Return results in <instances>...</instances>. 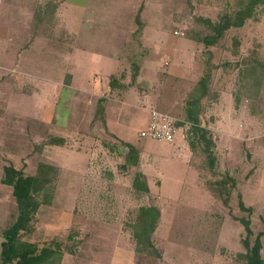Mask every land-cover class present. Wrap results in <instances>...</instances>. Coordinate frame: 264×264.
Here are the masks:
<instances>
[{
    "label": "rangeland",
    "instance_id": "374dc122",
    "mask_svg": "<svg viewBox=\"0 0 264 264\" xmlns=\"http://www.w3.org/2000/svg\"><path fill=\"white\" fill-rule=\"evenodd\" d=\"M236 1L0 0V253L18 216L8 169L45 163L49 199L20 238L58 251L57 264H246L240 219L253 240L264 233V11L213 46L198 41L211 33L202 20L233 15ZM207 74L200 123L214 171L189 124L173 145L139 135L155 109L183 122ZM138 173L149 192L134 188ZM150 206L157 252L139 253L133 226Z\"/></svg>",
    "mask_w": 264,
    "mask_h": 264
},
{
    "label": "trees",
    "instance_id": "16d2710c",
    "mask_svg": "<svg viewBox=\"0 0 264 264\" xmlns=\"http://www.w3.org/2000/svg\"><path fill=\"white\" fill-rule=\"evenodd\" d=\"M259 11H264V0H237L236 9L233 15H224L220 21L212 22L209 19L202 20L211 33L204 37H198V41L204 42L208 46H213L217 43L226 31L231 28L243 27L250 19H255ZM110 90H115L119 84L111 77ZM210 82V74L203 77L187 102L186 119L183 122H177L178 126L190 125V134L193 140L190 141L192 147H195V142L199 139L204 143V152L208 157V166L214 171L217 165V157L213 147L215 142L208 137L209 131L200 123L201 102L208 95V86ZM109 90V91H110ZM105 98L99 100V105L104 102ZM100 106V110H103ZM63 138L55 139L49 144L62 145ZM129 153L126 157V162L135 167L139 166V151L138 149L128 144ZM8 172L12 177H15L12 187L13 196L17 201L18 216L14 223L3 232V242L1 244L0 264H57L61 259V254L50 248L43 247L40 249L36 244L22 241L20 235L32 230L36 216L42 203L48 201L49 192L54 182L56 170L54 167L41 163L35 175H25L15 171L10 167ZM144 174L138 173L134 179L133 186L136 190L144 193L149 192V185L144 178ZM231 181V180H230ZM219 195L224 197L220 192ZM239 207L243 212H251V207H246L241 195H239ZM42 198V202L38 199ZM224 203L228 204V198L224 197ZM161 212L155 206L141 207L137 217V221L133 226V236L136 240V250L139 253L155 254V244L153 242V234L156 231L157 223L160 220ZM245 230L243 245L246 253L243 257L246 264H264L262 255L263 232H259L253 240L254 231L251 227L249 218L240 219Z\"/></svg>",
    "mask_w": 264,
    "mask_h": 264
},
{
    "label": "built area",
    "instance_id": "2783aa9c",
    "mask_svg": "<svg viewBox=\"0 0 264 264\" xmlns=\"http://www.w3.org/2000/svg\"><path fill=\"white\" fill-rule=\"evenodd\" d=\"M182 34V33H181ZM177 120L159 110L150 112L149 126L139 135L141 138L152 139L164 143H173L180 131Z\"/></svg>",
    "mask_w": 264,
    "mask_h": 264
},
{
    "label": "crops",
    "instance_id": "0c3cea01",
    "mask_svg": "<svg viewBox=\"0 0 264 264\" xmlns=\"http://www.w3.org/2000/svg\"><path fill=\"white\" fill-rule=\"evenodd\" d=\"M101 86V85H100ZM109 88H110V85H109ZM111 91V90H110ZM53 99V98H52ZM59 105V104H58ZM59 107H60V105H59ZM59 107H58V110H59ZM54 110H56V111H58L56 108L54 109ZM53 111V110H52ZM62 112V111H61ZM62 119L65 117V115H64V113L62 112ZM58 117H60V114H59V112L56 114V115H53V117H52V120H51V124H53V122H55V118H57L58 119ZM178 135H179V133H178ZM178 135H177V137H176V139L178 138ZM175 139V141L173 142V143H166L167 145H173L174 143H176V140Z\"/></svg>",
    "mask_w": 264,
    "mask_h": 264
}]
</instances>
